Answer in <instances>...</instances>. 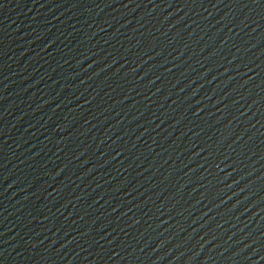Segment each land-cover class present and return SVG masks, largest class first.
Segmentation results:
<instances>
[{
    "label": "water",
    "instance_id": "obj_1",
    "mask_svg": "<svg viewBox=\"0 0 264 264\" xmlns=\"http://www.w3.org/2000/svg\"><path fill=\"white\" fill-rule=\"evenodd\" d=\"M29 264H264V0H121Z\"/></svg>",
    "mask_w": 264,
    "mask_h": 264
}]
</instances>
